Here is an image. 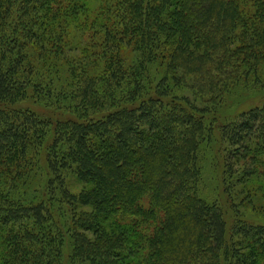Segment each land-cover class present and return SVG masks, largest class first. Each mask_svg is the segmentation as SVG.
<instances>
[{
  "label": "trees",
  "instance_id": "1",
  "mask_svg": "<svg viewBox=\"0 0 264 264\" xmlns=\"http://www.w3.org/2000/svg\"><path fill=\"white\" fill-rule=\"evenodd\" d=\"M131 51L138 60L128 66ZM263 63L264 0H0V187L34 179L43 151L49 174L37 200L0 190V264H65L67 236L69 264H264V222L229 225L203 197L209 110L175 93L188 78L203 95L220 93ZM127 81L131 102L105 112L100 89ZM44 85L72 87L54 102L70 99L74 117L16 107ZM217 129L224 191L241 196L237 207L264 189V102ZM58 205L69 222L56 218Z\"/></svg>",
  "mask_w": 264,
  "mask_h": 264
},
{
  "label": "rangeland",
  "instance_id": "2",
  "mask_svg": "<svg viewBox=\"0 0 264 264\" xmlns=\"http://www.w3.org/2000/svg\"><path fill=\"white\" fill-rule=\"evenodd\" d=\"M91 5L96 8L101 2V0H89ZM83 44V43H82ZM75 48V49H73ZM81 48L80 46H72V50L70 51V57L75 56L78 53V50ZM80 50V49H79ZM36 56V52L31 50L30 52ZM69 53V52H68ZM40 54V53H39ZM126 61L128 66L134 65L137 60V54L133 51L126 53ZM74 59V57H72ZM37 72L39 74L44 73L41 62H36L34 60ZM264 65V63H263ZM261 65V66H263ZM92 67L94 65L92 64ZM105 67V60H101L99 63L98 71L103 70ZM264 67V66H263ZM41 77H46L41 76ZM161 76H154L150 81L149 85L146 86V90L149 92L153 89L160 80ZM129 81L125 82L120 86L113 85L111 90L101 88L103 101L106 103V111H109L115 106H118L123 99L127 100V104L131 101L129 100L130 94L133 92V88H136L135 85H129ZM69 82H67L68 84ZM58 86V83L55 85ZM43 89V91L41 90ZM52 89V90H51ZM51 90V92H50ZM55 91V92H54ZM72 91V87L67 86L66 88L57 92L54 90L53 86L50 88L49 85H44L42 88H29L27 90L26 95H24L23 99L21 98L17 103L16 107L19 109H30L37 114H39L42 118L49 119L51 121H55L58 118L64 117H74L72 114L74 111H70L69 108L66 109L65 105L74 106L72 101L69 99L68 101L62 100L60 102V106L58 103H55L56 99L60 95L69 96ZM152 92V91H151ZM175 93L180 95H186L190 97L198 106L208 108L209 113L207 115L208 122L211 124L213 135L209 140H206L203 144L202 149V163H203V180L201 184V188L203 189V197L208 199L209 201H216L224 211V216L226 221L231 225L236 217H244L249 220L262 221L264 222V189H258L256 195L253 193H248L249 199L243 201L239 206L235 207V199H240L241 196L234 195L235 193L228 194L224 191L223 183H222V169H223V145L220 141L219 131L217 126H221L223 123L232 121L236 119L242 112L249 110L255 106H259L264 102V69L260 74H250L247 78L241 79L239 83L228 89H224L220 93H214L209 95H203L199 93L196 88H193V81L191 79H187V83L185 82L183 85L175 88ZM76 114V113H75ZM91 116L101 115V113H93L90 112ZM103 114V113H102ZM49 141H51L52 129L49 131ZM46 151L41 152L42 162L41 166L43 171H39L36 174V177L33 179L32 174L30 176L20 177L17 181L22 183L13 184L10 182V179L6 182H3V188H11V194L13 199L17 201L29 202L32 200H37L43 198L46 195L47 188V175L48 171L46 168L45 155ZM264 180V176H263ZM4 181V179H3ZM2 182V179H1ZM25 182V184H23ZM69 188L74 192H79L83 184L79 183L75 177L71 176L68 179ZM2 187L0 190L4 191ZM246 192L243 194V197L246 196ZM243 199V198H242ZM238 202V201H236ZM250 202H252L250 204ZM63 210L60 212L58 210V221L63 224L68 221V211L62 205H58ZM151 232H149L150 234ZM66 249H65V264H69L67 262V258H69L72 250V241L69 237H66Z\"/></svg>",
  "mask_w": 264,
  "mask_h": 264
}]
</instances>
